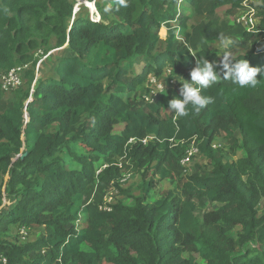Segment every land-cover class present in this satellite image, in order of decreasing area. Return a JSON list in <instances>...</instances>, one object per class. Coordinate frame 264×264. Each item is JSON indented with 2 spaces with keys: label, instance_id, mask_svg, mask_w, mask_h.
Instances as JSON below:
<instances>
[{
  "label": "trees",
  "instance_id": "obj_1",
  "mask_svg": "<svg viewBox=\"0 0 264 264\" xmlns=\"http://www.w3.org/2000/svg\"><path fill=\"white\" fill-rule=\"evenodd\" d=\"M83 1L0 0V70L35 65L41 46L70 51L33 93L35 67L13 97L0 83V230L43 228L24 245L0 237V264H264V0L252 30L220 15L246 0H185L180 15L178 0H106L99 21L74 16ZM221 35L238 42L234 57L262 69L257 84L240 87L221 75L202 90L212 103L177 117L169 101L202 55L222 59L210 46ZM138 61L158 76L170 68L177 87L145 102ZM255 95L261 105L251 103ZM216 122L245 156L224 161L212 143ZM194 139L210 168L186 176L180 145ZM131 166L153 167L177 190L152 199L154 182L145 181L132 204L105 208L113 181ZM206 201L221 205L206 210Z\"/></svg>",
  "mask_w": 264,
  "mask_h": 264
},
{
  "label": "rangeland",
  "instance_id": "obj_2",
  "mask_svg": "<svg viewBox=\"0 0 264 264\" xmlns=\"http://www.w3.org/2000/svg\"><path fill=\"white\" fill-rule=\"evenodd\" d=\"M99 5H97L96 9L98 10L99 14L101 15L100 19L102 18V15L105 13L106 10H104V7L101 6L104 4H107L106 0H96ZM87 3H90L93 7V1L92 0H85L83 2H77L75 3L76 12L74 13V16L80 15L81 17H86V19H95L96 21H99L100 19H97V17L93 14V9L86 6ZM259 2L257 0H246V5L238 9L235 14H229L226 12V8H221L220 15L222 19L230 20L234 23H239L238 19H240L243 15H248L247 17H251V14L249 13V10L254 9V24L253 25H246L242 24L246 27V29H255L260 24V17L257 14V5ZM94 16V17H93ZM75 20V17H73V21ZM72 22V21H71ZM193 22V20H192ZM162 37H164L165 33L161 32ZM242 39V38H240ZM53 43V42H52ZM210 46L213 50L218 51L220 53V56L223 54V49L220 45V40L212 41L210 43ZM239 45H234L231 50H238ZM48 48L47 46H41L39 49H37L35 52V57L37 59V62L35 65L31 63L30 69L35 67V73L36 78L32 83V90L31 93H33V89L35 85L37 84V81L42 80L44 78H51L53 77L54 73V66L56 62L59 60L61 56H65L70 54V51L66 50L67 45H65L62 48H53L50 47L49 50L46 52L45 49ZM146 64L144 61H138L135 64V68L133 70V73H142L145 74L146 80L144 82V89L147 90L143 93L142 99L147 102L146 97L149 95L150 91L153 89V82L152 79H156V81H161L165 84V87L167 89L177 87L179 80L176 76H174L171 72L170 68H165L164 72L161 75H156L153 71H150L148 68H145ZM29 69V70H30ZM6 73V71L0 70V81L3 78V75ZM22 77V75H21ZM23 82L22 85L18 88H15L13 90H10L8 92L4 91V94L7 97H13L15 93L19 92V90H26L28 88V77L27 73L23 75ZM143 89V90H144ZM142 91V90H141ZM166 91V90H165ZM33 98L29 97L26 99V102H29ZM252 104H258L261 105L262 99L260 95H255L253 101H251ZM222 123L216 122L214 125V138H213V146L222 151L224 154V161L225 162H234L238 158L245 156L246 152L242 150L238 145L236 147H232V145L229 142L228 135L226 134L225 130L222 128ZM123 128V124H117L115 126V133H119L121 129ZM51 130H55V127H53ZM236 137L238 139L241 138L240 133L236 132ZM144 145H148V142L144 143ZM183 148V153L181 155L180 163L185 168L184 175L190 176L195 172H204L210 168V165L208 163L207 158L198 150L197 148V142L196 139L189 141V142H182L180 145ZM70 158V157H69ZM188 158V159H187ZM118 166L120 168H124L122 159H118ZM130 162H127V165H129ZM153 180L154 187L151 192L152 199H159L162 196L166 195L170 190H177V186L171 178L163 179L159 174L155 172V169L152 167L150 169L148 168H142V169H132V166L130 168H125L121 173L118 174L116 179L113 181L114 185L109 189V191L106 193L105 196V207L109 208L111 205L116 204L118 202H122L125 204H132L133 199L130 196H138L141 193V189L143 187V184L145 181ZM122 190H125V192H122ZM6 200V199H5ZM6 204V203H5ZM221 204L218 202H211L206 201L205 205L203 206L204 209L210 210V209H216ZM258 210L259 214L264 212V198H262L258 203ZM82 218L78 220L77 226L80 228L82 227ZM238 231V230H236ZM43 233V228H28L26 226H19V225H9L6 229L0 230V237L10 241L15 244L24 245L26 243L34 242L36 241L40 235ZM198 258V257H197ZM198 261L200 264H205V262L198 258Z\"/></svg>",
  "mask_w": 264,
  "mask_h": 264
},
{
  "label": "clouds",
  "instance_id": "obj_3",
  "mask_svg": "<svg viewBox=\"0 0 264 264\" xmlns=\"http://www.w3.org/2000/svg\"><path fill=\"white\" fill-rule=\"evenodd\" d=\"M118 2L124 4V0H118ZM108 10L106 9V11ZM237 43V41L221 35L222 59L209 61L203 55L197 59L196 66L190 72V82L188 80L181 81L180 95L169 101L168 110L174 112L177 117H186L189 110L199 112L213 102L212 97L202 95V90L216 84L221 75L223 79L231 80L240 87L255 86L258 82V74H261L262 69L251 66L247 59L234 57L231 49ZM217 68H219V72Z\"/></svg>",
  "mask_w": 264,
  "mask_h": 264
},
{
  "label": "built area",
  "instance_id": "obj_4",
  "mask_svg": "<svg viewBox=\"0 0 264 264\" xmlns=\"http://www.w3.org/2000/svg\"><path fill=\"white\" fill-rule=\"evenodd\" d=\"M93 1V7L95 8V10L92 8V5H90V3H87L86 6L89 8L93 9V14L95 17H97V19H100L101 15L99 14L98 10L96 9L97 5H96V0H92ZM185 3V0H178L177 3V9L180 15L181 11H182V6ZM246 5V1L244 2V6ZM75 12H76V8H75ZM249 13L251 14V17H247L248 15H243L240 19H238V22L242 23V24H246V25H253L254 24V9L251 8V10H249ZM93 16V17H94ZM93 20V19H92ZM94 21H96L94 19ZM177 21V20H176ZM175 21V22H176ZM177 38L178 39H183V37H181L180 35V28L178 27V31H177ZM30 68V64H23V65H18L15 68H13L10 71H7L4 75L3 78L1 79L0 83L2 85V89L6 92L13 90L15 88H18L19 86L22 85L23 82V75L26 73V71ZM22 75V77H21ZM153 82V89L150 91L149 95L146 97L147 102L151 103L154 102L155 99L163 92H165V90H167V87H165V84L161 81H156V79H152ZM32 101V100H30ZM154 137L153 136H148L144 139H142L141 141L144 143L153 140ZM136 139H131V143L136 142ZM188 159V158H187ZM106 208V207H105ZM110 208V207H109ZM107 208V209H109ZM4 263L6 264L7 261L6 259H4Z\"/></svg>",
  "mask_w": 264,
  "mask_h": 264
},
{
  "label": "water",
  "instance_id": "obj_5",
  "mask_svg": "<svg viewBox=\"0 0 264 264\" xmlns=\"http://www.w3.org/2000/svg\"><path fill=\"white\" fill-rule=\"evenodd\" d=\"M19 156H21V155H19Z\"/></svg>",
  "mask_w": 264,
  "mask_h": 264
}]
</instances>
